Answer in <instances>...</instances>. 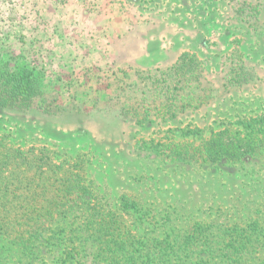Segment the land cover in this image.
<instances>
[{"label":"rangeland","instance_id":"rangeland-1","mask_svg":"<svg viewBox=\"0 0 264 264\" xmlns=\"http://www.w3.org/2000/svg\"><path fill=\"white\" fill-rule=\"evenodd\" d=\"M6 32L31 43L23 55L44 84L81 93L83 108L93 113L94 97L116 95L138 83V72L170 67L183 53L196 56L201 86L225 91L223 98L206 93L212 103L180 123L124 125L126 136L115 143L96 142L110 130L101 114L80 131L0 112L7 146L43 158L42 170L50 163L83 177L89 193L68 214L74 225L95 204L118 218V239L132 238L111 263L103 249L93 260L94 246L81 264H223L207 247L227 245L219 234L232 225L259 234L254 245L264 250V160L195 170L134 149L139 140L192 146V132L184 134L194 126L208 137L264 115V0H0V34ZM2 42L3 53L12 43L19 47L13 37ZM122 195L136 207L121 211ZM37 264L62 262L48 252Z\"/></svg>","mask_w":264,"mask_h":264},{"label":"trees","instance_id":"trees-1","mask_svg":"<svg viewBox=\"0 0 264 264\" xmlns=\"http://www.w3.org/2000/svg\"><path fill=\"white\" fill-rule=\"evenodd\" d=\"M9 35L0 34V112L59 130L80 131L87 129L86 124L91 125L92 117L101 114L110 130L103 139H96L99 144L105 140L113 143L123 140L126 130L120 129L124 125L180 123L184 115L197 113L210 105L208 95L223 98L225 92L221 88L201 86L199 79L202 82L204 79L196 56L183 53L170 67L138 72V83L119 87L116 95L104 92L94 97L93 113L92 109L83 108L81 93L72 94L65 92L63 86L44 84V75L29 66L23 55L31 43L23 35ZM11 37L19 47L14 48L12 43L9 53H3L1 43ZM100 102H103L101 107ZM263 128L264 115H259L238 120L208 137H202L194 126L184 134L188 136L192 132V146L139 140L134 149L154 154L169 163L192 165L195 170L224 163L235 166L247 159L264 160ZM42 160L10 148L0 137V264H37L48 252L62 264H81L86 251L91 252L89 249L94 246L97 249L91 252L93 260L98 249H103L102 254L110 263L118 258L132 238L118 239L113 227L118 218L110 215L114 212L110 210L105 214L94 204L84 214V220L74 225L68 214L83 203L88 187L83 184V177L69 169L54 168L47 163L48 169L42 170ZM135 207L131 198L120 197L121 211ZM206 232L209 234L211 230L207 228ZM208 234L207 237L212 236ZM220 236L228 241L227 245L219 250L207 248L210 254L217 250L219 256L226 259L223 264H264V250L254 245L259 234L242 233V229L238 231L232 225L224 228ZM196 240H201L199 235Z\"/></svg>","mask_w":264,"mask_h":264}]
</instances>
